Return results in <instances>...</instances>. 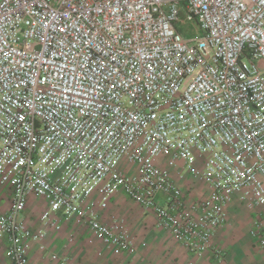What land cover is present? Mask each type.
I'll use <instances>...</instances> for the list:
<instances>
[{"label":"built area","instance_id":"obj_1","mask_svg":"<svg viewBox=\"0 0 264 264\" xmlns=\"http://www.w3.org/2000/svg\"><path fill=\"white\" fill-rule=\"evenodd\" d=\"M178 163L207 188L190 203ZM2 188L9 264L43 249L30 200L134 252L98 212L119 192L192 255L238 203L264 252V0H0Z\"/></svg>","mask_w":264,"mask_h":264},{"label":"crops","instance_id":"obj_2","mask_svg":"<svg viewBox=\"0 0 264 264\" xmlns=\"http://www.w3.org/2000/svg\"><path fill=\"white\" fill-rule=\"evenodd\" d=\"M175 184L190 203L207 193L206 186L193 178L178 163L170 171ZM181 176V177H180ZM161 199V198H159ZM0 204L6 207V195L0 193ZM41 202L30 200L24 212L28 228L34 232L43 229L46 233L43 249L31 245L28 249V264H264V252L257 248L248 234L250 211L238 203L227 209L226 223L215 233L211 251L192 255L166 231L156 226V220L140 205L125 194L116 193L105 209H98L106 224L123 223L134 252L123 253L103 243L92 231L78 220L62 221L57 217L60 229L43 225L37 211ZM43 206V205H42ZM37 211V212H36ZM7 242L0 236V264H9L5 255ZM215 252H219L217 257Z\"/></svg>","mask_w":264,"mask_h":264},{"label":"rangeland","instance_id":"obj_3","mask_svg":"<svg viewBox=\"0 0 264 264\" xmlns=\"http://www.w3.org/2000/svg\"><path fill=\"white\" fill-rule=\"evenodd\" d=\"M186 27H188V32H186L187 34H186V36H188V37H192L193 35H196V34H198V29L196 28V25L195 24H188V26H186ZM178 28L179 29H183L184 28V26H179L178 25ZM131 169H133L132 167H131ZM0 193H1V195L3 196L4 194L6 195L7 194V192H6V190L4 189V188H2V189H0ZM202 196V195H201ZM200 196V197H201ZM199 197V198H200ZM42 204V203H41ZM44 208V206H39V205H37V207L36 208H34V209H36L37 211H39V210H41V209H43ZM36 211V212H37Z\"/></svg>","mask_w":264,"mask_h":264}]
</instances>
